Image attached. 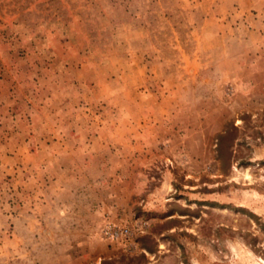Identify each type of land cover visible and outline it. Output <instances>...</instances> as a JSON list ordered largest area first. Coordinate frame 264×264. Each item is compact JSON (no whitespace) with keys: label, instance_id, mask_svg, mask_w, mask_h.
<instances>
[{"label":"rangeland","instance_id":"rangeland-1","mask_svg":"<svg viewBox=\"0 0 264 264\" xmlns=\"http://www.w3.org/2000/svg\"><path fill=\"white\" fill-rule=\"evenodd\" d=\"M0 264H264V0H0Z\"/></svg>","mask_w":264,"mask_h":264}]
</instances>
